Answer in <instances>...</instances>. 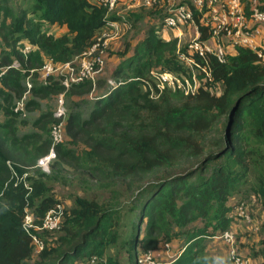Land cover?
Instances as JSON below:
<instances>
[{"label":"trees","instance_id":"1","mask_svg":"<svg viewBox=\"0 0 264 264\" xmlns=\"http://www.w3.org/2000/svg\"><path fill=\"white\" fill-rule=\"evenodd\" d=\"M244 3L250 24V0ZM166 4L161 0L152 8L166 9ZM125 17L136 23L142 15ZM109 21L121 22L122 17L108 14L100 0H33L28 15L7 10L0 22V68H7L0 78V264H69L71 257H76L74 264H91L93 258L96 264H118L104 258L119 243L115 228L126 193L135 194L130 216L136 235L130 253L152 252L155 258V252L179 246L178 256L165 264H226L210 254L208 241L231 229L241 202L251 215L253 203L264 214V60L255 50L235 45L229 52L222 34L226 55L223 61L214 53L198 60L211 78L199 74L201 86L194 95L167 89L153 98L144 82L151 70L191 72L177 53V37L163 38V22H156L114 70V84L85 81L67 89L53 78L44 85L33 73L27 109L40 114L31 132H21L23 121L13 106L26 90L30 71L48 58L57 64L73 61L97 41ZM195 21L200 41L209 43L210 28L196 11ZM55 27L65 34L55 35ZM26 44L32 50L24 54ZM130 46L119 52L121 58ZM15 61L20 70L13 67ZM62 93L69 102L66 140L54 147L49 175L37 165L53 148L50 132L57 119L52 111L41 110V101ZM65 169L80 174L83 184L97 185L105 198L75 194L66 207L53 189L62 178L58 171ZM26 173L31 190L21 180ZM59 205L61 227L38 231L44 247L36 252L22 228L25 212L40 224ZM258 228V249L246 255L264 264V219Z\"/></svg>","mask_w":264,"mask_h":264},{"label":"built area","instance_id":"2","mask_svg":"<svg viewBox=\"0 0 264 264\" xmlns=\"http://www.w3.org/2000/svg\"><path fill=\"white\" fill-rule=\"evenodd\" d=\"M161 0H100L107 8L108 14L116 13L122 17V25L127 26V19L122 12L126 9L146 7L152 8L159 4ZM261 0H250L251 19L256 24H264V10H262ZM167 15L163 20V31L179 29L183 26H192L195 32V38L187 44V51L182 50L181 41L178 44V55L180 59L191 69L189 75L176 74L169 71L151 70L149 77L145 80V85L153 98H157L164 90L179 89L185 95H194L201 81L199 74H204L206 78H211L209 69L203 66L198 60L204 59L207 53H214L220 61H223L226 51L219 40L222 34L233 46H247L257 52L264 60V43L256 47L253 39L259 34L258 28H251L246 15L244 0H191L190 5H181L177 0H166ZM195 11L201 15V22L206 28H210L211 40L214 45L200 41V31L195 21ZM118 21H109L104 31L97 41L84 53L76 57L73 61L57 64L52 59H46L40 69L31 70L24 81L26 88L23 96L17 100L13 106V111L20 119H27L29 111L27 109L28 101L32 96L33 82L32 74L37 73V79L44 85H47L51 78L59 80L63 86L69 89L73 84H79L85 81H91L95 86L99 76L105 67L106 52L111 40L119 36L121 31ZM212 46H215L213 48ZM32 50V46L26 44L23 53L27 54ZM197 58H196V57ZM13 67L20 70V64L15 61ZM7 68H0V78L6 73ZM25 73V70H21ZM110 84H114L112 80ZM92 95V94H91ZM56 110L53 112L57 121L53 124L50 137L53 148L49 154L38 161L37 167L43 172L49 173L52 163L56 160L54 147L62 144L66 140L65 123L68 117L65 93L56 97ZM24 174L23 182L27 189L31 190ZM233 215L237 219L244 220L248 224L253 223V229L259 228L254 224L253 217L247 210L245 203L241 202L235 206ZM63 221V208L59 205L49 210L44 216L42 222L37 224L29 211L25 212L22 228L32 237L36 246V252H40L44 244L39 239L38 231L54 232L60 229ZM211 239L222 242L227 250L230 264H253L249 258L241 254L237 246V236L232 229L219 233ZM169 249V245H165ZM97 259L93 258L91 264H96ZM138 264H161L153 256L152 252L144 253L137 258Z\"/></svg>","mask_w":264,"mask_h":264},{"label":"rangeland","instance_id":"3","mask_svg":"<svg viewBox=\"0 0 264 264\" xmlns=\"http://www.w3.org/2000/svg\"><path fill=\"white\" fill-rule=\"evenodd\" d=\"M190 2L191 0H177L178 4H181V5L185 4L187 6L190 5ZM261 3L264 4V0ZM32 4H33V0H0V22L1 20L4 19L7 10L13 13H21V14L28 15L32 7ZM157 11H160V12L157 13ZM122 14H124L125 16L127 15L132 16V14H135V15L141 14L142 18L138 22L136 21V23H134L135 21L130 20V22L127 23V26H123L122 21L119 22L120 27L122 29L120 31L119 36L111 40L109 44L108 50L106 52L107 56L105 59V67H104L102 74L98 78V81H104V82L107 81V84L110 80H113L112 74L114 70L119 66V64L124 59L130 56L131 48L134 47L139 42V40L144 36L147 28L155 24L156 22H160L158 24H161L167 15V11L166 9H157V8L151 9V8L137 7V8L126 9L122 12ZM257 26L259 25L254 22L250 23L251 28H255ZM181 28H190V31L188 30L186 32L185 30V33L183 37L181 38V44H182V47H184V46H187V44H189L195 38V32L192 26H183ZM163 30H161L160 33L162 36H166L167 34ZM52 31L55 35L65 34L64 30L59 29V28L58 29L53 28ZM128 43L131 45L129 48V53L127 56H125V58H121V55H119V52L120 51L124 52L128 48L126 47V44ZM212 47L215 48V46H212ZM96 95H98V92H95L94 94L90 95L89 99L90 100L94 99ZM68 103L69 102L66 100L67 107L69 106ZM56 106H57V102H56V98L54 97L41 101L42 111L50 110L54 112L56 110ZM39 114H40V111L30 112L27 119H24V120L21 119L20 121H23V124L21 126V132L23 133L31 132L32 131L31 124L33 120ZM0 119L4 120V116L1 111H0ZM80 149H82V147ZM40 171L43 172L41 169ZM52 171L53 170L51 168L50 172L46 174L51 175ZM58 176L62 178L54 182L53 189L56 195L58 196V198L63 200V204L66 207L71 206L73 204L72 199L70 198L71 196L75 194L86 196L88 198H93V197H97L99 199L105 198V195L102 194L101 190H99L97 185H91V183L83 184L82 177L80 174H76L70 171L69 169H65L64 171H58ZM83 186L85 187V190L82 188ZM134 197H135V194H127V193L121 197L123 199L122 200L123 203H122V208H120L118 211V222L117 223H119V225L116 226L115 228L118 232V242L119 243L116 244L115 246L109 247V249L106 252V256L104 258L105 260L111 257L115 259L116 261H118V264H136L137 256L139 255L134 253V251L130 253V244L132 241V236L136 235V234H133L134 231L132 229V222L134 220V217L132 218V216H130L131 214L130 208L132 206L130 202ZM65 199L67 200V202H65ZM250 209H252L253 212L255 211L253 215H251L249 209L247 208L250 215L253 217L254 223L255 224L257 223L256 225H258V223L263 221L264 219L263 211L260 210L259 212H257L258 206L255 203L251 204ZM238 222L242 224V227H240V229L237 230L239 234L237 235L238 241H239L238 246L240 245V242L241 244H244V241L242 238H246L247 240H249L250 241L249 244L251 243L256 244L255 240L257 239V234H259V230L255 231L253 229L252 227L253 223L248 224L247 222L241 219H238ZM124 240L126 242L125 245L123 242ZM213 244H215L216 247L219 246V248H222L225 251V247L221 243L213 242ZM253 247L255 248V245H253ZM239 250L242 252L241 254L244 253L240 247H239ZM164 256L165 255L161 251L155 252V258L160 262L165 261V260L168 261V259H165L167 257H164ZM249 259L252 261L253 264L258 263V261H259V264H261L260 258L257 261L255 260V262L250 257ZM75 260H76V257H71L68 263L74 264ZM227 261L230 264V261L228 260V258H227Z\"/></svg>","mask_w":264,"mask_h":264},{"label":"crops","instance_id":"4","mask_svg":"<svg viewBox=\"0 0 264 264\" xmlns=\"http://www.w3.org/2000/svg\"><path fill=\"white\" fill-rule=\"evenodd\" d=\"M250 23H252V22H250ZM62 28H65V27H62ZM257 28L259 30V34L253 39V42H254V45L256 47H259V46H261L264 43V25L261 24V25L257 26ZM62 30L65 31V29H62ZM185 30H186V32L188 30L190 31V28H179V29H173V30L165 31L167 35L166 36H163V38H168L169 35L171 33H173L174 36L177 37V39L179 41H181V38L183 37V35L185 33ZM225 43H226L225 44V48H227L226 50H228L229 52H232L233 49H234V46L230 43V41L228 39L225 40ZM209 44L214 45L213 40L209 41ZM256 226H258V225H256ZM240 227H242V224L240 222H238V220H234V222H233V224L231 226V229L235 232L236 236L239 235L237 230H239ZM242 239L244 241V244H241V242H240V245L238 246L239 241H238V236H237V246H238V248L239 247L241 248V250L244 252L243 253L244 255L248 254L249 253V250H251L252 248L254 250H257L258 249V243L260 241V234H257V239L255 240L256 241V244H253V243L249 244L250 243L249 240H247L246 238H242ZM213 242H219V243H221L225 247V251L222 248H219V246L216 247V245L213 244ZM253 245H255V248L253 247ZM248 246H250L251 248L250 247L248 248ZM177 247H179V246H172L171 247L172 249H170L168 251L167 250H163L162 252L165 255L164 257H167L165 259H168V261L165 260V261H161L160 263L161 264H165V263H167V262L175 259L178 256L179 252H180ZM208 250H209L210 254H212L218 260H221L222 262H225L226 264H229L228 261H227V258L229 260L228 250H227L226 246L222 242H220L218 240H215V239H210L208 241ZM255 260L257 261L258 260V257H256L255 259H253L254 262H255ZM256 264H259V261Z\"/></svg>","mask_w":264,"mask_h":264}]
</instances>
